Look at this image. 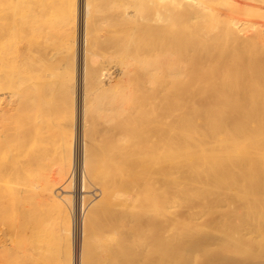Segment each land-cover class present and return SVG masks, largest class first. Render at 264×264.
<instances>
[{
    "label": "bare ground",
    "instance_id": "6f19581e",
    "mask_svg": "<svg viewBox=\"0 0 264 264\" xmlns=\"http://www.w3.org/2000/svg\"><path fill=\"white\" fill-rule=\"evenodd\" d=\"M75 213L78 264L264 246V0H0V264H71Z\"/></svg>",
    "mask_w": 264,
    "mask_h": 264
},
{
    "label": "rangeland",
    "instance_id": "374dc122",
    "mask_svg": "<svg viewBox=\"0 0 264 264\" xmlns=\"http://www.w3.org/2000/svg\"><path fill=\"white\" fill-rule=\"evenodd\" d=\"M245 33H246V32H245ZM248 33H249V32H248ZM248 33H246V34H248ZM111 77H112V78L115 77V72H112V73H111ZM75 82H76V83H75V86H74V94H73V96H74V114H75V116H74V119H75L74 123H75V124L73 123V125H74V128H73V129H74V135H75V140H76V139H77V136H76V129H77V127H76V126L78 125L77 122H80V118H77V117H80V112H79V111H80V107H79V106H80V101H79V97H78V96H79V90H78V85H77V84H78V83H77L78 81L75 79ZM78 102H79V103H78ZM78 105H79V106H78ZM76 123H77V124H76ZM193 129H194V127H193ZM192 131H193V130H192ZM193 132H194V131H193ZM76 141H77V140H76ZM76 141H75V142H76ZM74 187H75V189H78V191H80V189H81L80 186L78 187V185H75V184H74ZM75 194H76V193H75ZM79 195H81L80 192H79ZM74 196H75V195H74ZM79 197H80V196H79ZM77 216H78V215H77ZM77 216H76V213H75V214L72 216V219H71V226H72V232H71V233H72V234H71V245H72L71 264H78V259H79V255H80L79 249L81 250V245H80L81 242H80V239L78 238V227H77L78 224H79L80 216H79V217H77ZM239 229H241V228H239ZM243 229H244V228H243ZM243 229H241L242 231H241V230L239 231L238 228H236V229L234 230V232H236V230H237V231L241 232L242 235H244L245 239L247 240V242L245 243V247H244V245H242V243H244L245 241L242 242V241L240 240V239L244 240V239L242 238L243 236H242V237H241V235L238 236L239 234H237V232H236V233L233 232V234H235L236 236H238V237L240 238V239H239V238H238V239H239V241H241L242 243H239V242L237 241V238L235 239L236 236L233 237V234H232V237H231L232 242H233L234 240L237 241V242H235V241H234L233 243L231 242L232 244L227 242V243H228V247H229V249H230V247H231V250H230V252H231L230 255H231V256H230V255L228 256V254H229V249H228V247H225V248H223V247H218V248H219V251H217V250H218V248H217L216 251H217L218 253L216 252L217 254H216V253L213 254V255H212L213 258L211 257V255H210V257H209V255H206V256H205V255H202V256L200 255V256H198L199 258H200V257L202 258V259L200 258L201 260H199V258L197 259V257H196L197 260H194L195 257H193V258L191 257V258H192V261H191V259H190V261H191L190 264H191V263H192V264H195L196 261L198 262L197 264H200L199 262H202L204 257H205V260L208 261V262H209L210 260H213V259L215 260L216 258L219 259L218 257H221V256L219 255V252H220V254H223V256L221 257V259H222L226 254H227V255H226V259H227V258L229 259V257H230V259H231V258H232V255H233V258H234L235 260L232 258V259H233V262H232V263L230 262L231 264H235L236 262H239L238 264H241L242 262H243V263L245 262L244 264H246V262H247V258L250 257V259H248V261H250L251 259H254L253 256H255V259H256L257 256H259V257H258L259 259H256V260L260 261L261 264H264V251H263V250H264V246L260 245L261 247H259V245L256 244V243H258V244L261 243V244L264 245V239H262V240H263L262 242H261V239H260V243H259V241L256 242V243H254V245L256 244L258 247H257V246H253V243H252V242H254V240H253V239H250L251 236H249V234L246 236V231H247V230H245V231H244L245 233H244V232H243ZM74 232H75V233H74ZM239 232H238V233H239ZM242 232H243L244 234H243ZM218 233H220V232H218ZM74 234H75V235H74ZM223 237H224L223 234H219V235H218V238H217V241H218V242H224V243H225L227 240H226L225 238L223 239ZM247 237H249V238H247ZM251 238H252V237H251ZM74 239H75V240H74ZM233 239H234V240H233ZM248 241H251V242H248ZM224 243H223V244H224ZM248 243H249V244L252 243V244L249 245ZM74 244H75V245H74ZM248 245H249V246H248ZM232 246H233V247H232ZM234 247H235V248H234ZM246 247H247V249H246ZM220 248H221L222 250H224V251L227 250L228 253H227V251L224 252V251L220 250ZM237 248H238L239 250H238ZM250 248H251V249H250ZM257 248H258V249H257ZM260 248H261V249H260ZM262 248H263V249H262ZM225 249H226V250H225ZM234 249H237L238 251L236 250L237 252H233ZM240 249H241V250H240ZM248 249H249L251 252H250ZM254 249H255V250L257 249L258 252H255ZM252 250H253L254 252H253ZM241 251H243L242 254H244V256H245V255H246V256L243 257V258H240L241 256L239 257V256L237 255L238 257L235 258L236 254H241ZM262 251H263V252H262ZM221 252H223V253H221ZM245 252H246V253H245ZM259 252H260V253H259ZM235 253H236V254H235ZM252 254H254V255L252 256ZM218 255H219V256H218ZM215 256H216V257H215ZM227 256H228V257H227ZM76 258H77V259H76ZM210 258H212V259H210ZM224 258H225V257H224ZM221 259H219V261H220ZM230 259H229V260H230ZM198 260H199V261H198ZM205 260H204V261H205ZM223 260L226 261L225 259H223ZM223 260H221L222 263H224ZM236 260H237V261H236ZM239 260H240V261H239ZM193 261H194V262H193ZM219 261H218V262H219ZM76 262H77V263H76ZM208 262H205V264L208 263ZM228 263H229V262H228ZM230 263H229V264H230ZM243 263H242V264H243ZM255 263H258V262H255ZM202 264H203V262H202ZM225 264H227V263L225 262ZM236 264H237V263H236Z\"/></svg>",
    "mask_w": 264,
    "mask_h": 264
}]
</instances>
